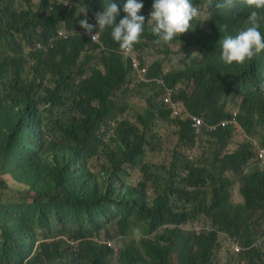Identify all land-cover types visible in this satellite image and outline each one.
Returning a JSON list of instances; mask_svg holds the SVG:
<instances>
[{"label": "trees", "instance_id": "obj_1", "mask_svg": "<svg viewBox=\"0 0 264 264\" xmlns=\"http://www.w3.org/2000/svg\"><path fill=\"white\" fill-rule=\"evenodd\" d=\"M75 1L88 7L90 19L102 12L109 2L119 7L117 24L126 15L123 12L126 2ZM242 1L234 0L231 8H217L216 4L223 3V0H212L211 4L208 0H193L194 6L209 12L210 28H206L197 16L191 22L188 34L170 42L180 44L175 50L176 56L180 54L186 58V52L198 50L207 61L205 66L186 65L163 75L168 86L185 80V87L176 95L183 102L177 108L186 115L184 119L173 117L169 107L154 95L146 101L144 114L136 116V124L125 116L128 105L117 103L116 95L129 78L130 64L120 54L119 44L111 38V28L102 31L101 41L105 48L101 52L97 50L101 45L91 43L86 35L56 40L45 51L34 52V60L28 66H25L28 59H21L25 56L21 43L6 46L12 51L10 56H2L0 50V263L19 260L25 264H70L72 256L60 238L62 231L73 222L83 225L100 217L106 223L110 222L112 216L108 212L110 205L115 204L123 212L115 229L117 235L132 230L140 222L149 235L163 223L176 225L154 234L151 237L153 242H145L150 256L147 261L141 257L138 246L122 241L120 256L123 264H175V254L182 256L184 264H217L221 233L239 242L243 248L241 262L264 264V251L254 246L264 226V170L252 168L247 171L253 166L256 146L241 143L230 149L236 133V126L232 124L218 127L216 131L209 130L211 125L231 119L232 106L236 105L239 125L249 134L256 129L264 138V93L256 89L255 80V70L264 66V51L241 65H227L220 59L222 40L250 26L248 16L251 9L243 6ZM14 2L0 0V17H22L28 12L18 11L24 0ZM25 2L31 7L32 0ZM138 2L143 3L144 8L153 4V0ZM39 8L50 11L44 16L49 26L61 20L67 30L75 28L79 31V20L87 18L93 24L83 13L75 15L76 6L69 9L57 1L40 0ZM256 23L264 35V9L258 10ZM29 25L28 22L26 26ZM223 25H227L226 30ZM150 27L145 23L141 35L151 41L145 48L169 54L167 44L162 48L154 43L157 37L151 33ZM134 46L139 47L137 43ZM82 58L84 62H101L105 72L94 69L83 77L86 70L74 67L80 65ZM157 67L160 75L161 63L150 69V75H157ZM47 78L49 81L45 83ZM193 116L203 119L199 134L191 126ZM103 122L124 137V152L104 154L103 158L110 165L101 167V170L106 173L104 177L109 176L101 183H94L91 178L97 176L87 172L85 161L97 150L100 137L96 131ZM158 122L172 123L180 143L193 147L199 136L200 144L213 148L209 161L205 160L207 151L202 157L194 156L193 162L187 155H176L183 167L177 184L178 199L184 204L191 203L194 211H186L184 205L180 211H175L177 199H170L168 188L152 203L149 202L145 177L150 167L143 159L150 137L149 132L139 126L152 127ZM51 127L61 132L60 140L50 139L43 150L42 129ZM142 155V159L136 162ZM208 165L217 171L219 187H213L202 198L206 180L214 179ZM125 166H139L143 179L135 184L127 183L124 176L128 167ZM2 173H9L17 182L28 186V192H33L32 201L26 202V197L3 201L8 185L2 179ZM120 181L123 182L118 185ZM170 185L173 188L176 182L172 180ZM236 185L241 196L239 201H233ZM53 216L58 217L54 240L45 244L41 242V252L29 259L39 235L34 227H51ZM129 216L137 217L136 221L129 220ZM192 217L193 221L201 218L210 221L209 227L199 234L194 233L193 239L178 227ZM76 248L83 264H111L114 250L106 243L85 237Z\"/></svg>", "mask_w": 264, "mask_h": 264}, {"label": "clouds", "instance_id": "obj_2", "mask_svg": "<svg viewBox=\"0 0 264 264\" xmlns=\"http://www.w3.org/2000/svg\"><path fill=\"white\" fill-rule=\"evenodd\" d=\"M4 1V0H3ZM17 0H15L14 4ZM57 1L58 3H63V5L67 6L69 9H73L76 6L75 12L76 16H79L81 13L87 16L88 13V7L85 4H79L75 0H51V2ZM39 1L32 0L31 7H29L25 0L24 2L19 6L18 11H28L24 16L19 17L15 15H3L0 17V50L2 56H10L12 54V51H10L6 46L8 44H11L13 42L21 43L22 48L25 52V56L21 59H28L25 66H28L31 61L34 59L32 58V54L37 51H45L49 46H52L53 43L60 39V38H67L68 36L72 35H78V36H87L91 43L93 44H100L101 46L97 49L99 52L105 46H103V43L101 41L102 37V31L106 28H111V38L119 44V50L122 57L127 60L130 64L129 67V78L127 81H124L122 83V87L126 82H133V85L140 89H147L149 87L152 88L153 94L156 99L159 101H162V103L169 107V111L171 112L173 117H180L181 119L186 118V115L181 113V110L177 107L179 106V103L182 102L181 99L176 98V95L178 94L179 90L183 87H185V80H180L175 86H168L163 78V75L169 73V72H175L180 69H183L186 65H198V66H205L207 61L203 58L201 51L198 50H190L185 53L186 58H184L182 55L179 54V56H176V51L172 52V56L167 57L169 54H166L164 51L158 53V57H156L153 61L148 63L147 61L142 60L143 56L140 50L144 49L145 46H149L151 41L141 37L143 31H144V25L145 23H149L151 25L150 31L151 33L157 37V39L154 41L156 44H160L163 42L164 44L170 43L174 38L180 37L182 34L186 33L189 29L192 28L191 22L199 15V10L196 6L193 4V0H153V4L151 7L144 8L143 3L138 2V0H118L119 3H124L123 6V12L126 13V15L119 20V23H116V18L119 15V7L116 3L109 2L105 4L104 10L102 12H97L95 16L90 19V24L87 20L81 19L79 20L80 29L79 31L75 28H72L71 30H67L65 28V22L59 21L58 24H55L53 26L47 25V23L44 21L45 17L47 16L50 11H44L39 8ZM68 2L71 3V5H68ZM212 0H208V3L211 4ZM38 3V7H34V5ZM243 6L248 7L251 9L250 14L248 16V20L250 21V26H248L246 29L241 30L237 35L235 36H226L222 42H221V52H220V59L227 65H232L233 63L237 65L244 64L246 61L252 60L256 55H258L261 51H264V35L261 34L259 31V25L256 23L258 10L264 9V0H243L240 2ZM234 6V0H223V3L216 4L217 8H231ZM244 7V8H245ZM1 10V9H0ZM30 23L29 26H26L27 23ZM95 26H98V30H95ZM223 28L226 30L227 25H223ZM137 43L139 47H135L134 45ZM163 55V57H161ZM174 58H177V61L175 63H172L170 65H167V60L172 61ZM156 63H161V69L160 75L158 74V67H157V75H150V69L155 66ZM75 68H83L86 70V74L83 75V77H86L90 74V72L94 69H99L102 72H105L104 65L99 61H87L84 62L82 58V62L78 66H74ZM91 76H89L90 78ZM255 80H256V89L260 90L264 93V66H259L255 70ZM49 79L47 78L45 80V83H48ZM150 95V97L152 96ZM183 103V102H182ZM233 109V117L231 119L222 120L219 122L218 125H211L209 127L210 131H216L218 127H227L229 125L234 126H240L239 122L237 120L238 111L239 108L236 105L232 106ZM235 110H238L235 112ZM192 120V128H194L195 133L199 134L201 129V125L203 124V119L199 116H193L190 118ZM197 120L200 121L199 124H197ZM133 123L136 124L135 121L131 120ZM138 123V122H137ZM141 130H147L149 132L152 131L153 127H143L139 126ZM243 128V127H242ZM244 129V128H243ZM196 130H198L196 132ZM245 130V129H244ZM246 131V130H245ZM44 140H45V147L47 146L50 139L60 140L61 132L51 127L49 129L44 128L42 129ZM114 132H117L114 130L110 124L107 122H103L100 124L99 128L96 131V134L100 137V142L97 145V150L94 154L87 157L85 163L86 170L89 174L96 175L95 171H101V169H96L94 167V162L97 161V156L100 153L101 147L105 144L107 145L111 141V136ZM250 136H253V133H247ZM260 134V133H259ZM261 135V134H260ZM150 140V138H147ZM179 141V139H178ZM180 143V142H179ZM255 145V142H253ZM252 143V144H253ZM183 144V143H180ZM151 145L150 143L147 145ZM187 149L192 150V146L183 144ZM249 145V144H246ZM146 146V155L144 157V162H147L149 164V167H151L153 161H146L145 158L147 156V152L149 149H152L153 147H147ZM256 146V145H255ZM205 152V151H204ZM203 152V155H204ZM105 154V153H104ZM104 154L100 158V161H102L103 166L102 167H108L110 164L103 158ZM179 154L177 150L174 152L173 159L171 160L169 164V168H173V163L175 162L176 155ZM183 155H189L186 151H184ZM203 155L197 154L196 156L202 157ZM143 155L136 161L139 162L142 159ZM193 162V161H192ZM180 164V162H178ZM128 167V166H125ZM140 170V167L137 166ZM253 169L258 168L264 170V141L262 144H260V147L258 151L255 153V158L253 162V166H251ZM129 168H135V167H128ZM141 171V170H140ZM2 174H8L12 178L13 176L9 173H2ZM1 174L2 179L4 180L3 176ZM128 174V171L127 173ZM150 168L146 175L147 183L149 181L150 177ZM180 177L177 176L176 172H169L166 183L167 185L164 187V191L166 188H168L170 192V199L174 200L177 199L174 203V210L180 211L181 207L184 205L185 210L188 212L194 211L195 208L191 205V203H185L178 199L177 191L178 188V182L180 178L182 177V174L179 171ZM97 176V175H96ZM94 183H99V181L96 178H91ZM140 179H143V177H140ZM174 180L176 182V185L172 188L170 185V182ZM13 181L17 182L13 178ZM127 182V180H126ZM19 183V182H17ZM128 183V182H127ZM21 184V183H19ZM131 184V183H129ZM135 184V183H133ZM24 185V184H22ZM26 186V185H25ZM219 187L218 180L216 179V183L214 185V179H207L206 180V186L203 188L205 191L201 195L204 197L206 194L211 191L212 188ZM9 188V187H8ZM27 192L24 195H21L20 197H26V202H31V194L28 192L29 187L27 186ZM148 189V187H147ZM150 190L153 191V194L150 193ZM149 191H147L149 196V202L152 203L154 199L156 198L157 194L153 188L151 187ZM164 193V192H163ZM161 193V194H163ZM122 210H118L117 206L115 204L110 205V210L108 212L109 215L112 216V220L108 223H106L103 219V217H100L97 220H92L89 223L81 225L80 223H69V225L62 231L60 238L67 243V240H70L73 245V251H70L69 248V254H71L72 259L70 264H83L78 252L76 246L78 245L79 241L85 237H90L100 243H106L108 244L113 250L114 253L111 254V264H117L116 257L118 253V262L119 264L122 263V258L120 254H122L121 249L119 251H116L114 247L111 245L110 240H119V239H125L122 241H126V231L123 234L117 235L116 232H112L113 229L117 226L118 218L122 214ZM129 220L136 221L137 217L129 216ZM194 217L189 219L188 221H185L181 223L178 227L183 231V225L193 221ZM52 225L51 227H47L44 229H40L36 226L34 230L38 234L44 237V239H41L42 237H38V241L36 242V246L33 250V253L28 257L29 259L32 258L34 255H37L41 252L39 249V245L42 242L43 244L50 242L54 240L55 233L57 230V222L58 217L53 216L50 220ZM38 225L39 223L36 222ZM176 227L175 224H167L163 223L158 226V228L154 231L153 234H144L140 239L139 243L138 241H131L129 243L138 246L141 250H139L140 255L143 259L146 261L149 259V254L146 250L145 242H153L151 240V237L154 234L162 233L163 231H167V228H174ZM263 232L259 233L258 239L262 242H264V226L262 229ZM196 231V230H195ZM102 232L105 233L106 239L102 240ZM186 233V232H185ZM196 234H199L200 231H196ZM188 237H191L192 239L195 238L194 233H187ZM79 236L77 239H74V237ZM0 242L2 241L1 237V230H0ZM257 239V240H258ZM122 241L120 240V246L122 247ZM257 242V241H256ZM255 242V244H256ZM144 244V247L142 246ZM254 244V245H255ZM67 245V244H66ZM234 249L236 246H239V244L236 241H233ZM239 249V248H237ZM243 249V248H242ZM240 252V251H238ZM0 264H13L9 262L2 261ZM17 264H25L17 262ZM45 264V263H44Z\"/></svg>", "mask_w": 264, "mask_h": 264}, {"label": "rangeland", "instance_id": "obj_3", "mask_svg": "<svg viewBox=\"0 0 264 264\" xmlns=\"http://www.w3.org/2000/svg\"><path fill=\"white\" fill-rule=\"evenodd\" d=\"M39 1V0H35ZM68 5H71L70 2H68ZM34 7H38V3L34 5ZM199 10V17L201 18L200 20H203L204 26L206 28H210V14L209 12L205 11L204 8L198 9ZM95 30H98V26H95ZM189 33V30L182 34L181 36H184ZM160 47L164 48V43L161 42L158 44ZM180 46L179 42L175 43H168L166 50H170L169 55L172 56V52L175 51L178 47ZM142 53V60L144 59L148 63L153 61L156 57H158L157 50L152 49V48H144L140 50ZM163 57V55H161ZM143 60V61H144ZM144 61V62H145ZM177 61V58H174L172 61L167 60V65H170L172 63H175ZM123 89L119 93H117L116 97L117 103H123L124 105H128V111L126 113V117L130 118L131 120L135 121L136 116L144 114L145 110L147 109L146 106V101L149 99L150 95L153 94V90L151 87L147 89H140L137 88L133 85V82H126L124 86L121 88ZM238 110H235L237 112ZM158 121V120H157ZM152 131L150 132V141L151 145L147 147H153L152 149H149L147 152V156L145 158L146 161H153L152 165L150 167V177L149 181L147 183L148 189L147 191L150 190L152 187L153 190L157 194H161L164 192V187L167 185L166 183V178L169 174V172L173 171L177 173V176L180 177L181 175L179 174L180 170H183V167L178 164L180 162V159L175 157V161L177 160L175 166L172 168H169V164L171 160L173 159L174 152L177 150L179 154L183 155L184 151L189 153L188 159L190 161H193V157L196 156L197 154L203 155L204 151H207V157L205 160L209 161L210 159L208 158L212 152L213 148H207L203 144H200V138L199 136L196 137V142L194 143V146L192 147L193 149H187L188 147H185L183 144H180L178 141V135L175 133L176 127L170 123H156L155 125H152ZM198 130H196L197 132ZM263 136L258 133V131L255 129L253 132V136H250L247 134V132L240 126H236V133L235 136L232 139V142L230 144V149H234L240 146L241 143L245 144H251L255 142L256 145V152L258 151L260 144L263 143ZM124 137L118 133L114 132L113 135L111 136V141L106 145L101 147L100 153L95 156L97 158V161L94 162V167L96 169H101L103 166L102 161H100V158L102 155L106 152H124ZM173 166V165H172ZM205 166V164H204ZM209 170H212L213 174L212 177L214 178V185L216 183V179H218V174L215 169H212L210 165L207 166ZM252 167H248L247 171H250ZM185 172V171H183ZM95 174L97 175V180L99 183H101L102 179H106L109 174L104 177L106 174L105 172L101 171H95ZM147 175V174H146ZM4 180L6 181L8 185V189L5 190L4 196H3V201H10V200H18V198L21 195L26 194L27 192V186L19 184L15 181H13V178L8 175V174H2ZM140 177H144L143 173L139 170L138 167L135 168H129L128 169V174L124 176V179L127 180L128 183H136ZM123 181L118 182V185H120ZM150 193L153 194V191L150 190ZM202 198H204L203 195H201ZM241 199L240 193H239V186L236 185L234 188V193H233V201H239ZM210 221L201 218L196 221H191L185 225H183V229L186 233H195L196 231H201L204 229H207L209 227ZM118 226V225H117ZM117 226L113 229L112 232H115V229ZM130 227V226H129ZM35 229V227H34ZM196 230V231H195ZM260 233L263 231L260 230ZM146 234L145 232V225H143L142 222H140L139 226H135L132 230L126 231V240L131 242V241H138L139 239ZM41 236L40 234L38 237ZM101 239L104 240L106 239V235L104 232H102ZM1 240V238H0ZM120 240H110L111 245L114 247L116 251H119L121 249L120 246ZM122 241V240H121ZM233 241H235L233 238H231L228 234L226 233H221L220 234V248L217 251V264H244V262H241V254H242V247L239 244L238 241H236L239 246H236L234 249L233 246ZM67 246L70 248V251H73V245L70 240L66 241ZM255 247L259 248L260 251H264V242L260 240V238L257 240L256 244L254 245ZM239 248V249H237ZM240 251V252H238ZM118 253L116 257L117 264L118 262ZM19 260H16L13 262V264H17ZM174 263L175 264H184V259L182 258L181 255L175 254L174 255Z\"/></svg>", "mask_w": 264, "mask_h": 264}, {"label": "built area", "instance_id": "obj_4", "mask_svg": "<svg viewBox=\"0 0 264 264\" xmlns=\"http://www.w3.org/2000/svg\"><path fill=\"white\" fill-rule=\"evenodd\" d=\"M200 123V121L199 120H197V124H199Z\"/></svg>", "mask_w": 264, "mask_h": 264}]
</instances>
